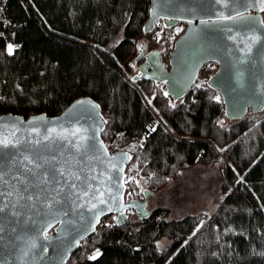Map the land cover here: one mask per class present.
Returning <instances> with one entry per match:
<instances>
[{
  "label": "trees",
  "instance_id": "obj_1",
  "mask_svg": "<svg viewBox=\"0 0 264 264\" xmlns=\"http://www.w3.org/2000/svg\"><path fill=\"white\" fill-rule=\"evenodd\" d=\"M150 6V0H5L18 47L10 53L0 34V113L55 115L90 96L102 107L104 141L111 151L132 152L146 188L157 191L197 164L217 166L222 177L214 210L179 218L163 205L145 218L131 210L127 229L116 220L102 224L66 264H264V112L229 119L206 80L197 79L178 100L165 95L163 82L134 81L136 48L160 50L168 66L180 34L163 25L160 38L141 41ZM120 141L138 144L129 149ZM131 163L126 197L142 198Z\"/></svg>",
  "mask_w": 264,
  "mask_h": 264
},
{
  "label": "water",
  "instance_id": "obj_2",
  "mask_svg": "<svg viewBox=\"0 0 264 264\" xmlns=\"http://www.w3.org/2000/svg\"><path fill=\"white\" fill-rule=\"evenodd\" d=\"M150 1L144 32L157 21L185 27L168 66L158 49L137 54L134 81L163 82L165 93L178 100L204 65L215 62L208 83L229 119L264 110V0ZM105 127L102 107L90 96L55 115L0 113V141L9 142L0 145V264H66L103 216L116 213L122 225L131 210L139 218L150 214L155 191L145 188L142 198L127 199L133 155L111 151L102 137Z\"/></svg>",
  "mask_w": 264,
  "mask_h": 264
},
{
  "label": "rangeland",
  "instance_id": "obj_3",
  "mask_svg": "<svg viewBox=\"0 0 264 264\" xmlns=\"http://www.w3.org/2000/svg\"><path fill=\"white\" fill-rule=\"evenodd\" d=\"M262 17L264 21V12H262ZM158 24H161L163 27L161 21H159ZM184 27L185 25L183 24L175 26L174 33H181ZM160 37L161 32L155 34V36H151L150 39H157ZM143 40H146V38L141 39V41ZM139 43L141 42L137 41V47ZM138 53L139 51L136 48L135 55ZM138 67L139 66L135 69V72L138 71ZM216 69L217 68L210 64V62L205 64L199 73L198 80H206L208 82L210 76ZM137 144V141L117 142V146L129 149L136 147ZM130 171V178H134L138 181L141 190L146 188L145 178L142 175H138L136 161L131 163ZM221 181L222 177L217 166L197 164L194 167L185 168L178 178L170 180L164 187L159 188L153 195L149 196L148 209L151 211L157 205L168 206L170 208L171 218H179L188 213H196L199 211H212L217 207L222 195ZM164 243L165 240L162 239L159 243L160 247L164 245ZM97 250V248L92 250L89 256H95Z\"/></svg>",
  "mask_w": 264,
  "mask_h": 264
},
{
  "label": "built area",
  "instance_id": "obj_4",
  "mask_svg": "<svg viewBox=\"0 0 264 264\" xmlns=\"http://www.w3.org/2000/svg\"><path fill=\"white\" fill-rule=\"evenodd\" d=\"M159 21H157L155 29L152 32H144L142 34V38L150 39L151 36H155V34H159L162 31V25L158 24ZM0 34L4 37L6 40V48L8 50V46L12 45V51L18 47V43L15 40L16 31L14 30V27L10 25L9 18L5 15V0L0 1ZM9 51V50H8ZM11 51V52H12ZM117 214L116 213H109L102 217L100 225L98 228L105 223L113 222L116 220ZM123 227L127 229L129 227V224L126 222L123 224Z\"/></svg>",
  "mask_w": 264,
  "mask_h": 264
},
{
  "label": "snow or ice",
  "instance_id": "obj_5",
  "mask_svg": "<svg viewBox=\"0 0 264 264\" xmlns=\"http://www.w3.org/2000/svg\"><path fill=\"white\" fill-rule=\"evenodd\" d=\"M262 10H264V9H262ZM179 31V30H178ZM8 50H9V52L11 53V51H12V45H9L8 46ZM165 95H167V93H165ZM81 103H83V102H81ZM96 107H98V106H96ZM73 135H75V133H73ZM9 142L7 141V140H2V141H0V145H3V146H7V144H8ZM28 163H34L33 161H31L28 157H25L24 158ZM34 167H36V168H40L41 167V164H39V163H35L34 164ZM28 171L29 172H31L32 171V169L31 168H29L28 169ZM2 174H0V180H2ZM78 178V177H77ZM74 186V185H73ZM99 191V190H98ZM100 195L102 196L103 195V193L101 192L100 193ZM100 203H105V201L103 200V199H101L100 200ZM99 253H97V255H98ZM93 259L95 258V256H93L92 257Z\"/></svg>",
  "mask_w": 264,
  "mask_h": 264
},
{
  "label": "flooded vegetation",
  "instance_id": "obj_6",
  "mask_svg": "<svg viewBox=\"0 0 264 264\" xmlns=\"http://www.w3.org/2000/svg\"><path fill=\"white\" fill-rule=\"evenodd\" d=\"M179 25H181V24H179ZM217 67H218V65H217ZM151 196V195H150Z\"/></svg>",
  "mask_w": 264,
  "mask_h": 264
}]
</instances>
